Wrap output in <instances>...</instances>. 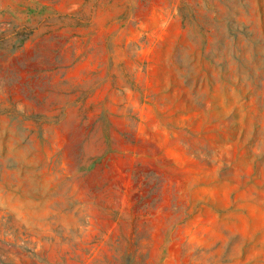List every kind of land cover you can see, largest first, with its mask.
<instances>
[{"label": "rangeland", "instance_id": "374dc122", "mask_svg": "<svg viewBox=\"0 0 264 264\" xmlns=\"http://www.w3.org/2000/svg\"><path fill=\"white\" fill-rule=\"evenodd\" d=\"M0 264H264V0H0Z\"/></svg>", "mask_w": 264, "mask_h": 264}]
</instances>
